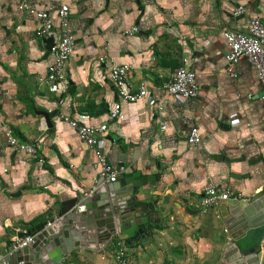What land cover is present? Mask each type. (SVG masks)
I'll return each mask as SVG.
<instances>
[{"label": "crops", "instance_id": "0c3cea01", "mask_svg": "<svg viewBox=\"0 0 264 264\" xmlns=\"http://www.w3.org/2000/svg\"><path fill=\"white\" fill-rule=\"evenodd\" d=\"M20 4L50 9L56 35L54 11L68 8L75 44L64 72L71 90L60 97L45 80L52 60L34 37L38 22ZM250 18L264 19V0H0V254L93 185L94 158L61 120L68 117L105 124L100 146L107 162L131 175L121 188L143 208L141 229L125 238L128 264H220L226 212L238 204L199 213L202 187L247 203L264 199V82L245 60L234 77L225 74L220 34L245 31ZM133 27L136 33L124 34ZM118 65L131 67L128 84L132 91L143 84L146 100L117 98L109 72ZM177 67L195 74L197 93L183 102L162 87ZM114 103L119 114L108 122ZM3 125L42 163L9 149ZM191 127L199 133L196 146L186 144ZM74 235L80 236L69 229ZM103 248H74L60 264H113L112 248Z\"/></svg>", "mask_w": 264, "mask_h": 264}, {"label": "built area", "instance_id": "2783aa9c", "mask_svg": "<svg viewBox=\"0 0 264 264\" xmlns=\"http://www.w3.org/2000/svg\"><path fill=\"white\" fill-rule=\"evenodd\" d=\"M18 9L32 14L38 22V26L34 31V37L37 40L40 42L47 38L52 40L48 51L52 61L47 67L45 80L51 85L53 92L57 96L60 97L66 94L69 82L64 72V65L72 54L75 44L73 35L66 28L68 8L62 5L54 11L58 21V35L52 31V24L49 19L50 9L35 11L25 4H20ZM242 13L243 10L241 8L235 10L237 16ZM136 32L137 29L133 27L129 31H125L124 34L132 35ZM220 34L226 47L223 54L225 74L228 77H234L236 65L239 61L245 60L253 69L256 78L264 82V19L250 18L243 32L224 29ZM130 71L131 67L128 65H118L110 68V78L115 87L117 98L127 103H134L141 99L146 100V91L143 84H139L134 91L131 90L128 84ZM37 84L40 85L41 83L38 82ZM162 87L167 96L175 97L181 102L195 97L197 93L195 74L185 67L173 69ZM119 109V104L114 103L107 113L108 122L118 117ZM61 120L73 129L75 138L92 153L95 166L97 167V176L93 185L90 189L80 193L73 207V215L86 217V205L95 206L94 209L101 210L102 213L109 212L111 214V204L114 203L119 211L127 210V212L136 216L137 222L139 221L140 223L142 221L141 209L143 206L130 200L132 194L130 188L125 190L121 188L124 183L129 181L131 175L126 174V168L123 166L109 164L102 152L100 140L105 135L107 126L105 124L84 125L68 117H61ZM163 129L164 126L161 124L160 130ZM1 134L5 145L9 149L14 152H21L39 164L42 163V159L36 149L32 145L18 140L9 127L3 125ZM199 141L200 137L197 128L191 127L186 137V144L188 146H196ZM133 178L137 179L136 175ZM116 186L120 188L114 190ZM119 196L121 198L118 199ZM228 201L243 202L244 200L237 196H231L225 191L217 190L213 186L205 185L198 196V211L199 213H204L206 210L216 207L222 210ZM63 221V218L54 217V219L44 222L39 231L33 234L25 232L13 238L4 253L0 254V263L8 255L21 249L29 248L34 243L37 234L46 230H51L55 235L58 234L63 228ZM125 238L127 237L121 235L119 231L109 237L107 246L112 248L113 264H128Z\"/></svg>", "mask_w": 264, "mask_h": 264}, {"label": "water", "instance_id": "95a60500", "mask_svg": "<svg viewBox=\"0 0 264 264\" xmlns=\"http://www.w3.org/2000/svg\"><path fill=\"white\" fill-rule=\"evenodd\" d=\"M51 41L50 38L41 41L47 52ZM45 119L47 120L46 116ZM231 202L237 203L238 207L226 212L228 220L224 225V232L228 237V245L220 264H264V253L260 259L258 258L261 252L260 241L264 236V199L250 203L228 201L227 205ZM75 203L76 199H71L60 205L57 217L63 218L64 221L63 228L58 234H53L51 230L37 234L34 243L29 248L8 255L0 264H60L62 257L74 248L103 244V250H105L111 234L119 231L121 235L131 239L132 235L139 232L142 227L141 222H137L136 216L127 210L119 211L114 203L111 204V214L102 213L101 210L94 209L95 206L86 205L85 216L87 218L73 215ZM222 210H226V207L224 206ZM86 223H88L87 228ZM69 229L79 233L80 236L75 239L71 238L72 236H68ZM90 230L94 234L87 237ZM251 231L260 234L257 245L241 249L238 243L244 241ZM33 233L28 232V234Z\"/></svg>", "mask_w": 264, "mask_h": 264}, {"label": "trees", "instance_id": "16d2710c", "mask_svg": "<svg viewBox=\"0 0 264 264\" xmlns=\"http://www.w3.org/2000/svg\"><path fill=\"white\" fill-rule=\"evenodd\" d=\"M68 90H71V87H69ZM253 239H255V241H253ZM126 242L128 243V240ZM257 243H258L257 235L252 234V235L248 236L244 241L239 242L238 245L241 249H246V248L253 247V246L257 245Z\"/></svg>", "mask_w": 264, "mask_h": 264}, {"label": "rangeland", "instance_id": "374dc122", "mask_svg": "<svg viewBox=\"0 0 264 264\" xmlns=\"http://www.w3.org/2000/svg\"><path fill=\"white\" fill-rule=\"evenodd\" d=\"M260 247H261V252L258 256L259 259L261 258L262 254L264 253V238L260 241Z\"/></svg>", "mask_w": 264, "mask_h": 264}, {"label": "bare ground", "instance_id": "6f19581e", "mask_svg": "<svg viewBox=\"0 0 264 264\" xmlns=\"http://www.w3.org/2000/svg\"><path fill=\"white\" fill-rule=\"evenodd\" d=\"M76 235L72 236L71 238L75 239Z\"/></svg>", "mask_w": 264, "mask_h": 264}]
</instances>
